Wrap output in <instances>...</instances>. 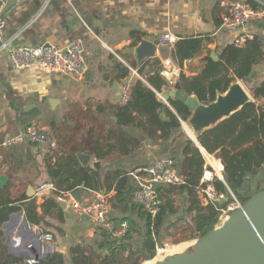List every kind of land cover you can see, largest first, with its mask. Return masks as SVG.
Instances as JSON below:
<instances>
[{"label": "crops", "instance_id": "1", "mask_svg": "<svg viewBox=\"0 0 264 264\" xmlns=\"http://www.w3.org/2000/svg\"><path fill=\"white\" fill-rule=\"evenodd\" d=\"M223 12L221 0H7L2 14L6 42L63 47L73 40H79L84 45L88 66L84 79L80 81L66 75L44 72L33 66L18 69L11 65L0 45V176L8 177L2 187L9 186L11 198L21 195L29 197L27 191L30 186L37 190L39 185L50 182L45 175L47 165L71 150H77L74 154L77 158L79 153L90 155L86 164L78 159L81 165H100L99 189L110 191L114 195L116 191L113 179L118 173L131 174L134 170L152 165L161 157L179 156L180 149L167 154V143L155 144L135 129H130L131 133L143 143L129 155L113 153L99 157L85 150V147L87 144L88 148L92 147L101 137L103 132L96 124L112 117L109 113L110 104L125 102L119 95L125 77L116 79L112 69L116 60L131 66L132 63H137L133 54L124 52L127 47L136 46L144 38L149 39L157 45L155 58L162 62L170 57L180 65L173 57L174 46H159L161 35L171 32L177 36V40L191 36L209 38L201 54L180 65L183 74L193 76L202 71L205 65L203 58L208 50L210 55L216 53L219 60L220 51L226 45L234 43V39L240 35L248 39L258 36L264 46V16L232 31L222 26ZM137 34L141 35L138 42L135 37ZM263 79L264 61L255 67L248 81H236L245 87L253 100V88ZM115 81L119 82V89L114 87ZM166 92L167 90L164 93ZM159 98L170 105L164 98ZM262 102L259 100L258 104ZM32 123L45 128L56 140V146L43 148L30 143L17 144L11 148L1 146L7 137ZM100 140V146L105 150L106 142L102 138ZM39 147L42 151L51 149L57 153L43 159L37 154ZM199 147L204 157L210 154L201 144ZM202 178L203 174V181ZM91 191L85 188L81 199L90 196ZM54 193L51 190L43 196L34 197L39 205L49 195L59 201V195ZM66 197L68 200L62 206L66 210L70 209L77 220L70 218L68 211L65 223L55 222L64 229V234L52 227L49 230L54 234V241L48 242L55 246L54 250L63 253L68 252L78 234H87L93 238L98 227L91 219L79 217L71 208L70 197ZM127 197H133L132 193ZM201 198L203 206L209 204L204 197ZM38 211L42 212L41 207ZM191 221V218L188 219L186 224H191ZM12 224L15 227L12 233L16 235L21 229L23 235L28 237L30 230L21 217L15 216ZM33 228L38 232L37 226ZM176 232L186 235L190 228L185 225ZM132 263L133 261L127 264Z\"/></svg>", "mask_w": 264, "mask_h": 264}, {"label": "trees", "instance_id": "2", "mask_svg": "<svg viewBox=\"0 0 264 264\" xmlns=\"http://www.w3.org/2000/svg\"><path fill=\"white\" fill-rule=\"evenodd\" d=\"M251 2L257 6L253 0ZM135 37L138 42L141 35ZM208 41L209 38L200 36L182 37L174 43L173 57L183 65L185 60L201 54ZM203 61L205 65L199 74L186 76L182 73L175 88L197 95L201 102L208 104L216 99L218 93H224L236 79L246 82L252 77L255 67L264 61L263 41L255 36L247 39L243 46L228 44L220 51L217 61L208 50ZM132 64L139 69L144 80L139 79L132 85L127 101L110 104L109 113L112 117L96 124L103 133L92 147L88 148L87 144L85 150L99 157L113 153L129 155L137 150L143 142L130 129L140 131L155 144H166L181 122L188 120L191 115L185 103L171 98L168 101L170 105H167L158 97L157 91H162L166 85L160 74L159 59L154 57ZM112 72L116 79H122L128 76L129 69L125 63L116 60ZM253 98L230 117L205 130L198 139L201 146L224 165L223 179H214L216 190L229 196V201L234 199L231 196L233 193L243 204L251 195L264 190V79L254 86ZM259 100L263 101L262 104H258ZM101 138L106 142L105 150L100 146ZM76 151L64 152L46 167L45 175L55 184L56 196L74 192L82 185L89 190L99 189L100 165H81L79 158L74 155ZM55 153L51 149L45 152L40 148L37 151L43 159ZM173 157L175 168L185 177V182L157 187L161 205L155 216L136 203L133 197H127L128 192L133 193L137 187L130 173H118L113 179L116 194L112 198V216L131 223V229L124 239L133 243V248L113 237L105 227L98 226L93 238L77 236L67 253L54 250L29 263L24 257L10 252L5 243L4 223L9 221L13 213H21L27 222L38 227L39 235L51 232L49 229L52 227L63 235L64 229L55 222L65 223L69 216L68 210L52 195L45 196L39 205L35 197L21 195L12 199L9 186L1 187L0 264H127L140 254L143 245L147 248L161 236L166 224H171L168 233L185 224L189 218L187 214L193 217L191 229L194 232L188 237L203 236L218 223L220 208L225 207L226 203L202 205L197 188L204 171L205 157L195 141L187 139L179 156ZM176 193L184 198L187 206L183 212L185 214L174 218L178 210L173 205L172 194Z\"/></svg>", "mask_w": 264, "mask_h": 264}, {"label": "built area", "instance_id": "3", "mask_svg": "<svg viewBox=\"0 0 264 264\" xmlns=\"http://www.w3.org/2000/svg\"><path fill=\"white\" fill-rule=\"evenodd\" d=\"M257 6L255 7L251 0H221L224 7L222 15V26L226 29L236 31L243 28L248 22L264 16V0H253ZM7 0H0V45L6 52L11 65L14 68L36 67L41 71L48 73H58L66 75L77 81L84 79L87 71V60L84 45L79 40H73L67 45L61 47L57 45H24L5 41V20L3 11L6 8ZM177 36L171 32L164 33L159 39V46L173 47L177 41ZM248 37L244 35L234 39L237 46H243ZM129 69L128 76L120 87L121 97L127 101L130 96L132 85L139 79L144 80L139 73L137 67L125 63ZM183 68L173 61L172 58H165L161 62L160 74L166 81V85L162 91H157L159 97L164 96V92L175 89V84L181 74ZM30 143L43 148H53L56 146V140L43 127L32 123L27 125L23 130L7 137L1 146L11 148L17 144ZM174 157H164L156 160L152 165L139 170H134L131 175L134 177L137 187L133 191L132 196L136 203L141 204L152 216H155L161 205V199L157 190L160 185H174L185 182V177L181 175L175 168ZM205 168L203 171L202 187L204 198L215 205L226 203L225 207H221V219L228 216L231 212L242 206V202L235 197L229 201V196L222 192H218L214 186V179L218 177L223 179L224 165L222 161L213 154H207L205 157ZM56 190V186L52 182L39 185L35 196H43L47 191ZM113 193L104 189L92 190L91 195L84 199L76 200L72 196V192L63 193L59 196V201H67L70 197V205L73 211L81 218L91 219L96 226L105 227L109 233L117 238H124L131 229V223L128 220H117L112 216L113 210ZM44 244L54 241L52 232L40 235ZM43 244L40 254L47 249ZM51 251L55 249L51 245ZM159 253V252H158ZM169 254L163 253V256ZM34 263L35 259L27 260Z\"/></svg>", "mask_w": 264, "mask_h": 264}, {"label": "water", "instance_id": "4", "mask_svg": "<svg viewBox=\"0 0 264 264\" xmlns=\"http://www.w3.org/2000/svg\"><path fill=\"white\" fill-rule=\"evenodd\" d=\"M156 50L155 42L144 38L136 46L127 47L124 52L133 54L137 62L142 63L147 59L156 57ZM211 57L215 60L218 59L216 53H211ZM114 87L119 89L118 81L114 82ZM119 95L121 94L119 93ZM163 98L167 101L171 98L179 100L185 103L191 111L188 120L181 122V126L173 132L167 142V154L181 150L187 139H192L200 146L198 139L205 130L216 126L251 101L249 92L239 81L233 82L224 93H218L216 99L208 104L201 102L197 95L176 88L164 93ZM78 155L83 164H86L90 158V155L85 153ZM7 181L8 177L1 175L0 187ZM35 192L36 189L30 186L27 195L32 198L35 196ZM84 192L85 186L82 185L72 192V196L80 201ZM127 196H129V192ZM61 204L65 205V202H61ZM13 215H18L23 219L29 230L39 240L42 248L44 243L33 226L26 221L21 213H13L10 219ZM10 221L4 223L3 229L6 230L7 239L5 243L9 245L11 253L22 256L26 260H38L51 251L52 246L44 244L47 249L41 255V249H38L29 240L30 238L21 234L16 235L18 245L15 247L11 232L7 228ZM120 242L133 248V243L124 238H120ZM140 252L145 259L151 258V255L146 253L144 245L140 248ZM153 264H264V190L251 195L240 208L223 218L220 224L215 225L206 234L191 242L185 250L167 255Z\"/></svg>", "mask_w": 264, "mask_h": 264}, {"label": "rangeland", "instance_id": "5", "mask_svg": "<svg viewBox=\"0 0 264 264\" xmlns=\"http://www.w3.org/2000/svg\"><path fill=\"white\" fill-rule=\"evenodd\" d=\"M200 187H202V180H201V178H200L199 186L197 188V193H198V197L202 200L201 196L202 197H204V196H203V192L201 191ZM172 197H173V205L178 210V214L174 218H177L178 215L185 214L183 212H184V209H185V207L187 205H185V200H184V198L180 194H178V193L172 194ZM68 211L70 212V218L72 217L73 219L77 220L75 218V216L71 213V210L68 209ZM187 216L189 217L188 218L189 220H190V218L192 220V216L191 215L187 214ZM221 216H222V212L220 214L219 221H218V223L216 225L220 224V222L222 221V219L225 218V217H223L221 219ZM187 222H188V220L186 221V223ZM186 223L183 224V225H181L179 228L174 229L170 233H168L167 230H168V228L170 227L171 224L170 223L166 224L164 226L165 229L162 230L161 236L160 237H157V239H155V241L153 242V244L151 246H149V247L146 248V253L149 254V255H151V258L150 259H145L143 257V255H142V253L140 252V254L136 258L133 259V263L132 264H153L155 262V260L157 261L159 259H163L164 258V257L163 258L160 257L161 250H166V253L169 254V255L174 254V252L177 253V252H180V251L185 250L187 248V246L191 242H193L195 239H197V238H189L188 237L189 235L193 234L194 232L191 229L192 221H191V224L190 223L189 224H186ZM185 225L188 228H190L189 234L184 235L183 232H179V233L176 232L177 230L181 229ZM4 231H5V240H6L7 239V237H6V230H4ZM164 231H166V233H164ZM174 232H176V233H174ZM15 236L16 235L14 233H11V237L12 238L16 239ZM77 236L90 238L89 236H87V234H78ZM185 240H189V241H185ZM184 244H185L184 247L179 248L180 245H184ZM15 250H17V249H15ZM177 250H179V251H177ZM171 252H173V253H171ZM161 255L163 256V254H161ZM157 257L159 259H157Z\"/></svg>", "mask_w": 264, "mask_h": 264}, {"label": "bare ground", "instance_id": "6", "mask_svg": "<svg viewBox=\"0 0 264 264\" xmlns=\"http://www.w3.org/2000/svg\"><path fill=\"white\" fill-rule=\"evenodd\" d=\"M15 216H18V215H13V217H12V219H11V221L7 224V228L10 230V232L12 233L13 232V230H14V224H12V221H13V218L15 217ZM18 217H20V216H18ZM23 223H24V221H23ZM25 224V223H24ZM26 225V224H25ZM27 226V225H26ZM18 234H21V235H23V231L21 230V229H19L17 232H16V235H18ZM28 235V237L30 238L29 240L31 241V242H33L36 246H37V248L39 249H41V244H40V242H39V240L37 239V237L34 235V233L30 230V232L27 234ZM12 238V237H11ZM12 242H13V244H14V246L15 245H18L17 243H16V241H18L17 239H14V238H12ZM187 244V243H186ZM185 246V244L184 245H180L179 246V248H182V247H184ZM177 251H179V250H177ZM169 252V251H168ZM174 252V251H173ZM173 252H171V253H173ZM181 252V251H180ZM163 253H166V250H161V252H160V257L161 258H163L164 256H162L161 254H163ZM175 253V252H174ZM167 254V253H166ZM157 259H159L158 257H157ZM156 261V260H155Z\"/></svg>", "mask_w": 264, "mask_h": 264}]
</instances>
